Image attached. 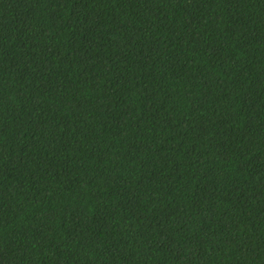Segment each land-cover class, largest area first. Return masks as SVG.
Listing matches in <instances>:
<instances>
[{
    "label": "trees",
    "instance_id": "obj_1",
    "mask_svg": "<svg viewBox=\"0 0 264 264\" xmlns=\"http://www.w3.org/2000/svg\"><path fill=\"white\" fill-rule=\"evenodd\" d=\"M0 264H264V0H0Z\"/></svg>",
    "mask_w": 264,
    "mask_h": 264
}]
</instances>
